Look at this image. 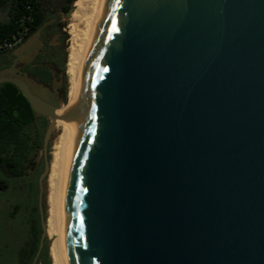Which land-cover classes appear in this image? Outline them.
<instances>
[{
    "label": "water",
    "instance_id": "water-1",
    "mask_svg": "<svg viewBox=\"0 0 264 264\" xmlns=\"http://www.w3.org/2000/svg\"><path fill=\"white\" fill-rule=\"evenodd\" d=\"M46 21L0 70L48 120L61 100L20 72ZM66 264H264V0H103L62 199ZM37 256V257H38ZM37 260V258H36Z\"/></svg>",
    "mask_w": 264,
    "mask_h": 264
},
{
    "label": "trees",
    "instance_id": "trees-1",
    "mask_svg": "<svg viewBox=\"0 0 264 264\" xmlns=\"http://www.w3.org/2000/svg\"><path fill=\"white\" fill-rule=\"evenodd\" d=\"M46 0H0V12H7V19L0 21V54L10 52L1 44L14 35L24 32L26 41L51 18ZM77 0H65L64 14H71ZM34 73L47 79V70L39 68ZM46 118H37L22 92L12 83L0 85V190L9 186L8 178H21L33 166L32 155L43 145L41 128ZM38 217L31 221L23 245L18 249L16 264H53L49 255V240L38 256L43 234L39 209ZM38 256V257H37ZM37 258V260H36Z\"/></svg>",
    "mask_w": 264,
    "mask_h": 264
},
{
    "label": "bare ground",
    "instance_id": "bare-ground-1",
    "mask_svg": "<svg viewBox=\"0 0 264 264\" xmlns=\"http://www.w3.org/2000/svg\"><path fill=\"white\" fill-rule=\"evenodd\" d=\"M102 1L77 0L68 26L67 99L56 111L57 115L65 114V119L59 120L56 125L47 175L48 210L45 227L52 240L50 255L53 264H66L61 242V215L68 152L82 77Z\"/></svg>",
    "mask_w": 264,
    "mask_h": 264
},
{
    "label": "rangeland",
    "instance_id": "rangeland-1",
    "mask_svg": "<svg viewBox=\"0 0 264 264\" xmlns=\"http://www.w3.org/2000/svg\"><path fill=\"white\" fill-rule=\"evenodd\" d=\"M46 6L50 10L51 18L58 24L59 30L64 34L61 38L64 50V89L60 91L59 99L65 102L67 99V61L69 48V34L68 26L70 24L71 14H64L62 7L65 0H46ZM74 9V5H73ZM7 19V12H0V21ZM12 52V51H10ZM10 59V62H12ZM4 61V62H3ZM9 62V63H10ZM5 60L0 57V68L5 65ZM7 65V63H6ZM48 127V120L46 119L42 128L41 136L44 138L46 129ZM56 134L54 133L49 144V161L51 159V147ZM33 166L29 173L21 178H8L9 186L6 189L0 190V264H16L18 249L23 245L26 231L30 225V220L33 221L38 217L36 208L39 209L41 218V187L40 178L45 170L46 159L41 145L37 152L32 155ZM47 178L43 180V195L42 202L45 215L47 216L48 202H47ZM46 221V219H45ZM42 224V222H41ZM49 240V255L52 240L47 234Z\"/></svg>",
    "mask_w": 264,
    "mask_h": 264
},
{
    "label": "flooded vegetation",
    "instance_id": "flooded-vegetation-1",
    "mask_svg": "<svg viewBox=\"0 0 264 264\" xmlns=\"http://www.w3.org/2000/svg\"><path fill=\"white\" fill-rule=\"evenodd\" d=\"M63 36L64 34L59 30L56 21H53L42 32L41 38L43 40V48L41 50V53H39L35 60H33L31 63L21 64L20 66V72L22 74H27L33 78H36L38 82L49 88V91L51 93H55L58 98L60 95V91H62L65 86V68L63 64L64 44L63 42H61V38H63ZM19 46H22V44H20ZM18 47L12 50V52L0 54V57L7 63V65L5 63V65L1 67L0 70L8 68L13 64L16 57L15 52ZM11 58H13L12 62H10ZM42 67L47 70L48 77L46 80H42L41 76L34 73V70L37 71Z\"/></svg>",
    "mask_w": 264,
    "mask_h": 264
},
{
    "label": "built area",
    "instance_id": "built-area-1",
    "mask_svg": "<svg viewBox=\"0 0 264 264\" xmlns=\"http://www.w3.org/2000/svg\"><path fill=\"white\" fill-rule=\"evenodd\" d=\"M26 33H27V29L24 32H20L14 35L12 39L5 40L1 44V48L5 50H9V51L14 50L20 44L25 42L24 40H25Z\"/></svg>",
    "mask_w": 264,
    "mask_h": 264
}]
</instances>
